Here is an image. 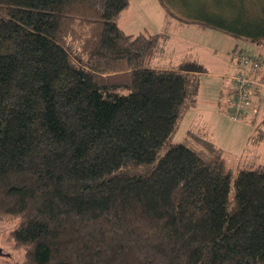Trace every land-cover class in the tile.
Returning a JSON list of instances; mask_svg holds the SVG:
<instances>
[{"label":"trees","instance_id":"trees-1","mask_svg":"<svg viewBox=\"0 0 264 264\" xmlns=\"http://www.w3.org/2000/svg\"><path fill=\"white\" fill-rule=\"evenodd\" d=\"M129 4L0 0V219L22 264H264V164L172 141L200 70L160 59L170 33L122 29ZM201 8L264 47V0Z\"/></svg>","mask_w":264,"mask_h":264},{"label":"rangeland","instance_id":"rangeland-1","mask_svg":"<svg viewBox=\"0 0 264 264\" xmlns=\"http://www.w3.org/2000/svg\"><path fill=\"white\" fill-rule=\"evenodd\" d=\"M206 1L172 0L174 6L170 0H130L118 23L127 33H170L167 57L171 62L165 56L163 61L200 70L196 104L184 115L172 141H184L204 157L212 152L198 138L220 147L226 165L236 173L240 168L264 164V102L260 107L252 98L254 104L232 118L231 76L249 71L250 64L240 61V51L256 58L264 56V47L200 21L197 14ZM16 224L15 220L0 219V264L23 262L24 250L15 246L10 234Z\"/></svg>","mask_w":264,"mask_h":264},{"label":"built area","instance_id":"built-area-1","mask_svg":"<svg viewBox=\"0 0 264 264\" xmlns=\"http://www.w3.org/2000/svg\"><path fill=\"white\" fill-rule=\"evenodd\" d=\"M238 56H240V61L249 63L255 68L257 66H261L257 58H250L248 54L241 53ZM231 77L232 79L234 78V91L233 97L230 100L231 110L229 114L232 118H238L243 113V110L247 109L252 104L251 96L254 92L251 88L252 78L247 72H238L233 74Z\"/></svg>","mask_w":264,"mask_h":264},{"label":"crops","instance_id":"crops-1","mask_svg":"<svg viewBox=\"0 0 264 264\" xmlns=\"http://www.w3.org/2000/svg\"><path fill=\"white\" fill-rule=\"evenodd\" d=\"M169 41H170V38H169ZM169 41H168V43H169ZM168 43L165 45L166 47H165V51H163V53H162V55L160 56V59L161 60H163V57L165 56V57H167V55H168V53H169V49H168ZM166 59H168L169 60V62H171V60H170V57H167ZM169 62H167V63H169ZM171 64H173V63H171ZM249 71H250V68H249ZM261 73V75L264 73V69L262 70V72H260ZM259 73V74H260ZM262 79V78H261ZM263 82V83H262ZM261 82V84H263V86L261 87V89H260V91H259V93H257L256 94V96H255V98L258 100V101H256V103H258V105L261 107V105H262V102H264L263 100H264V80ZM189 110V109H188ZM187 110V111H188ZM186 111V112H187ZM186 114V113H185Z\"/></svg>","mask_w":264,"mask_h":264},{"label":"bare ground","instance_id":"bare-ground-1","mask_svg":"<svg viewBox=\"0 0 264 264\" xmlns=\"http://www.w3.org/2000/svg\"><path fill=\"white\" fill-rule=\"evenodd\" d=\"M250 69H253L252 66L250 65ZM250 72V71H247V73Z\"/></svg>","mask_w":264,"mask_h":264},{"label":"flooded vegetation","instance_id":"flooded-vegetation-1","mask_svg":"<svg viewBox=\"0 0 264 264\" xmlns=\"http://www.w3.org/2000/svg\"><path fill=\"white\" fill-rule=\"evenodd\" d=\"M2 254V251H0V255Z\"/></svg>","mask_w":264,"mask_h":264}]
</instances>
